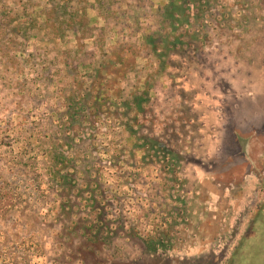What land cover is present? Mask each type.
Instances as JSON below:
<instances>
[{"label": "trees", "instance_id": "1", "mask_svg": "<svg viewBox=\"0 0 264 264\" xmlns=\"http://www.w3.org/2000/svg\"><path fill=\"white\" fill-rule=\"evenodd\" d=\"M226 1L18 0V9L13 11L7 0H0V36L8 31L10 49L4 53L12 54L8 62L22 78L18 89L32 94L30 89L37 86L50 88L60 102L46 112L47 124L55 125L59 132L37 141L38 146L45 142L43 161L51 186L69 189L71 172L64 173L62 166L76 153L97 149L96 156L87 153L74 169L75 175L81 173L83 179L78 183L87 193L82 198L89 215L85 239L90 248L111 252L114 263L146 264L166 257L175 237H181L184 230L186 221L180 219L186 218L187 201L179 192L194 185L189 179L194 171L190 170L195 165L220 168L216 165L223 161L226 169L211 172L214 177L222 176L235 159L227 145L217 158L207 161L202 154L187 152L201 137V112L193 105L197 93L228 91L264 101V76L253 77L247 69L240 77L241 71L233 68L239 61L219 67L220 60L214 58L218 54L226 62L235 53L230 46L237 44L236 50L242 49L249 57L245 67H250L255 63L250 59L254 47L260 42L264 46V15L257 16L259 7L240 0L237 4L249 10L235 16L230 9L233 5ZM252 3H259L264 12V0ZM89 9L96 12V18H90ZM232 16L238 24L231 22ZM249 22H261L262 28L257 30L261 35L251 36L243 46L223 41L232 36L243 39V33L229 34L228 29L244 25L249 30ZM224 42L226 48L220 46ZM205 44L215 47L207 49ZM260 63L264 65V53ZM83 67L89 71L82 72ZM194 80L199 81L198 87ZM62 107L67 108L66 113ZM86 121L90 128L83 142L76 143L71 134L85 127ZM58 134L66 138L59 140ZM99 134L104 137L106 164L98 160ZM66 146L74 154L66 153ZM248 165L252 167V163ZM149 176L160 182L152 183L145 195L128 196L120 190L123 185L136 190ZM106 177L115 183L102 186ZM177 202L182 206L174 207ZM133 210L140 218L136 224L130 215ZM161 212H165L162 218ZM158 219H166L168 224L160 228ZM119 238L124 239V246L115 252L111 249L119 246ZM128 242L134 251L126 252Z\"/></svg>", "mask_w": 264, "mask_h": 264}, {"label": "rangeland", "instance_id": "2", "mask_svg": "<svg viewBox=\"0 0 264 264\" xmlns=\"http://www.w3.org/2000/svg\"><path fill=\"white\" fill-rule=\"evenodd\" d=\"M17 1L7 0L13 11L18 9ZM245 1L249 2V6L259 7L257 16L264 15L259 3ZM237 2L242 1H226L227 5H233L230 9L236 12L235 16H240V11L249 10L240 7ZM88 14L90 18H96L93 9H89ZM99 22L102 24V20ZM231 22L238 24L233 16ZM248 26H251L248 27L250 32L244 30V25L228 29L229 34L243 33V39L232 36L225 37L223 41L231 40L243 46L251 36L256 33L261 35V31L257 32L262 28L261 22H249ZM6 32L3 38L0 36V264H118L110 260L111 252L105 248H90L84 236L89 215L82 198L87 193L85 189L81 190L78 182L83 178L81 173L75 175L74 165L78 166L82 159H86L84 156L87 153L96 156L97 149L91 147L74 154L73 148L64 147L66 153L75 156L62 166L64 173L71 172L72 182L67 184L69 189L51 186L43 161L45 142L38 146L37 141L47 140L59 132L55 125L47 124L46 112L54 106L58 107L60 102L55 90L50 88L39 89L37 86L30 89L34 90L32 94L29 90L27 93L20 92L18 83L22 78L8 62V56L12 54H8L9 51L7 55L4 53L10 49ZM226 45L224 42L220 46L226 48ZM204 46L207 47L206 44ZM238 46H230L235 53L226 62L218 54L214 56L220 60L219 67L227 62L234 64L239 61V66L233 67L241 71L238 76H243V70L251 69L253 77H263L264 65L260 63L264 53L263 43L254 47L250 59H255V63L250 67H245L250 63L249 57L241 53L242 49L237 51ZM209 47L207 49H214L215 46ZM81 70L89 71L85 67ZM198 82L194 80L196 87ZM40 93L41 96L37 97ZM244 96L228 91L197 93V101L193 105L201 112V137L197 138L193 148L186 149L187 152L194 156L202 154V159L207 161L212 156L217 158L223 146L227 145L231 146L232 158L235 159L225 170L227 174L215 176L218 179L211 172L223 170V161L216 165L221 169L195 165L190 170L194 171L190 172V176L188 174L194 185L179 192L187 201L184 207L186 218L180 219L186 221L182 224L184 230L179 233L181 237H175L176 243L166 257L146 264H264V101L257 102ZM61 110L67 112V108L62 107ZM58 121L55 117L53 122L57 124ZM87 122L80 131L78 129L71 134L76 143L83 142L82 138L90 128ZM101 126L105 131L106 128ZM58 136L59 140L66 138L65 135ZM103 138L99 134L96 146L101 150L98 160L106 164L109 161L108 155L102 153ZM148 179L136 190L126 185L120 190L128 196L134 193L145 195L151 191L153 184L160 182V178L155 176ZM108 181L115 183L106 177L102 186L106 187ZM231 181L236 183L229 184ZM168 201L175 204L172 200ZM179 204L177 202L174 207H181ZM135 212L131 211L130 215L136 219V224L140 218ZM161 213L160 218L165 212ZM153 216L157 217V214ZM157 222L160 228L168 224L166 219H158ZM148 227L151 229L153 225ZM118 243L119 246L111 250L116 252L123 248L124 239L119 238ZM249 248L252 250L248 251ZM125 249L126 252L134 251L131 242L125 244ZM242 249H247L249 254H244Z\"/></svg>", "mask_w": 264, "mask_h": 264}, {"label": "flooded vegetation", "instance_id": "3", "mask_svg": "<svg viewBox=\"0 0 264 264\" xmlns=\"http://www.w3.org/2000/svg\"><path fill=\"white\" fill-rule=\"evenodd\" d=\"M249 250H252V249L249 248L248 251H249ZM242 252H244V254H249V253L247 252V249H242ZM238 259L240 260V257H238Z\"/></svg>", "mask_w": 264, "mask_h": 264}]
</instances>
